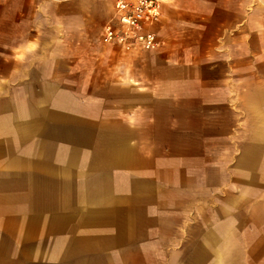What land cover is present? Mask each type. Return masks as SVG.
<instances>
[{
  "label": "crops",
  "instance_id": "obj_1",
  "mask_svg": "<svg viewBox=\"0 0 264 264\" xmlns=\"http://www.w3.org/2000/svg\"><path fill=\"white\" fill-rule=\"evenodd\" d=\"M115 6L116 0H0V104H5L0 107V198L19 200L14 209L0 205V264H123L124 254L135 248L159 252L166 246L167 211L150 204L144 208L150 223L135 221L129 201L133 169L98 159L89 141L95 132L79 122L76 103L81 101L61 90L68 85L53 81L55 72L82 69L80 57L110 62L111 72L124 78L116 83L141 90L150 87L145 68L171 72L151 82L152 88L174 87L157 96L174 103L169 130L188 137L190 144L195 140L198 151L206 153L207 167L225 168V106L236 118L232 104L252 90L254 119L264 130V98L255 94L264 88V0H167L160 21L151 27L161 45L150 64L143 62L145 49L139 46L126 51L103 41ZM92 40L97 46H89ZM10 89H20L12 100L7 99ZM10 136L20 154L28 144L24 165L18 164L19 155L5 154ZM108 140V149H117L113 137ZM129 145L126 138L125 151ZM41 147L46 175L38 174L34 160ZM187 149L195 151L192 144ZM55 150L64 165L56 173L61 177L58 194L53 191ZM7 159H15L11 170H6ZM7 171L18 185L14 191L4 190ZM39 199L61 202L38 207ZM231 221L211 227L186 264L243 260ZM169 244L175 245V239Z\"/></svg>",
  "mask_w": 264,
  "mask_h": 264
},
{
  "label": "rangeland",
  "instance_id": "obj_2",
  "mask_svg": "<svg viewBox=\"0 0 264 264\" xmlns=\"http://www.w3.org/2000/svg\"><path fill=\"white\" fill-rule=\"evenodd\" d=\"M89 46H97V41H90ZM157 49L145 50L143 62L152 63ZM70 50H75L73 45ZM77 63L84 65L83 68L79 71L55 72L53 81L68 85L61 90L70 91L71 96L81 101L76 103L82 114V121L79 122L86 125L90 132H95V135H90L89 141L98 159L133 169V194L129 201L135 211V221L138 219L139 224L150 223V218L144 215V208L150 204L167 211L164 224L166 246L159 252L152 247L146 250L135 248L131 253L124 254L123 264H186L206 232L222 220L225 223L233 220L234 239L239 238L242 245L239 255L243 260L232 258L230 264H264V162L260 166V160L264 159V130L257 128L254 119L253 90L241 103L232 104L236 106L233 108L236 118L225 106V168H211L205 166L209 162L205 160L206 153L198 151L195 140L191 143L195 151L191 153L187 149L191 146V140L174 136L169 130L174 125V103L157 100V96L170 93L174 87L152 88V84L157 78L171 72L156 73L152 67L145 68L144 77L150 87L141 90L132 85L116 83L122 75L111 72L108 61L96 59L94 62L93 57L83 56ZM128 74L133 73L130 71ZM19 90L10 89L11 97L7 99L12 100ZM255 94L264 98V88ZM4 105L1 103L0 107ZM140 106L145 109H136ZM259 131L262 134H258ZM110 136L117 149H108L106 142L109 143ZM84 138L88 139L87 135ZM126 138L130 140L127 151L123 146ZM253 142L262 147L254 149ZM15 144L13 137H8L7 148H4L11 151L5 154L7 157L19 155L18 164L24 165L29 159L28 144L22 154L15 150ZM185 154L204 158H174ZM44 155L41 147L34 159L38 162L39 175H46L42 164L45 162ZM52 155L55 170L53 191L58 194L61 191V177L56 173L64 166L60 163L63 158L56 150ZM242 157V165L237 167ZM14 161L7 159L6 170L12 169ZM6 173L10 175L6 178L4 190L14 191L18 185L16 182L14 184L11 171ZM37 187L41 192V186ZM17 202L19 200L14 196L0 198V205L6 204L5 209H14ZM60 202V199L36 201L38 207L57 206ZM173 239L176 244H169ZM232 255L238 256V249L233 250Z\"/></svg>",
  "mask_w": 264,
  "mask_h": 264
},
{
  "label": "built area",
  "instance_id": "obj_3",
  "mask_svg": "<svg viewBox=\"0 0 264 264\" xmlns=\"http://www.w3.org/2000/svg\"><path fill=\"white\" fill-rule=\"evenodd\" d=\"M167 0H116L114 18L105 25L103 41L126 51L134 47L155 50L161 40L151 27L160 21Z\"/></svg>",
  "mask_w": 264,
  "mask_h": 264
}]
</instances>
